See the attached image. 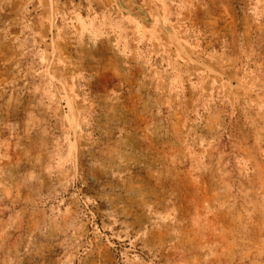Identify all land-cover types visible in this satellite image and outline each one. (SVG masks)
I'll use <instances>...</instances> for the list:
<instances>
[{
    "label": "rangeland",
    "instance_id": "rangeland-1",
    "mask_svg": "<svg viewBox=\"0 0 264 264\" xmlns=\"http://www.w3.org/2000/svg\"><path fill=\"white\" fill-rule=\"evenodd\" d=\"M0 264H264V0H0Z\"/></svg>",
    "mask_w": 264,
    "mask_h": 264
}]
</instances>
